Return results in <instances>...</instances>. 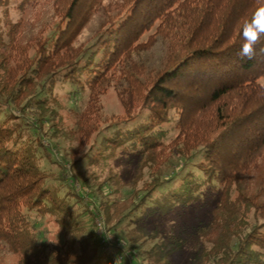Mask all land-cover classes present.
<instances>
[{"label": "trees", "instance_id": "1", "mask_svg": "<svg viewBox=\"0 0 264 264\" xmlns=\"http://www.w3.org/2000/svg\"><path fill=\"white\" fill-rule=\"evenodd\" d=\"M12 1L38 0H0V245L17 264H170L184 246L187 264H264V172L255 194L244 190L264 157V54L238 55L257 0H52L51 26L31 41L8 19ZM98 11L91 43L76 45ZM157 38L164 57L146 72L132 56ZM111 83L123 112L105 116ZM64 88L70 108L55 94ZM44 137L71 143L60 161ZM117 159L133 164L129 181ZM60 162L62 196V179L45 169ZM80 203L85 213L73 209ZM196 210L160 241L143 225ZM46 215L60 233L51 244L33 223ZM86 216L102 222L98 239Z\"/></svg>", "mask_w": 264, "mask_h": 264}, {"label": "rangeland", "instance_id": "2", "mask_svg": "<svg viewBox=\"0 0 264 264\" xmlns=\"http://www.w3.org/2000/svg\"><path fill=\"white\" fill-rule=\"evenodd\" d=\"M51 2L52 0H38L31 7L20 8L18 2H10L7 7V15L9 21L12 23H18L22 29V37L26 41H31L35 36L39 35L41 30L44 29L46 32L47 24L48 27L51 26L52 22V9H51ZM2 12L0 13V16ZM103 22V16L101 11L95 13L89 23L86 25L80 36L76 41V45H88L91 43L93 37L95 36L96 32L98 31L101 23ZM49 33V31H48ZM148 35L144 36L141 41L145 42ZM165 53V42L161 38H157L155 44L146 51L139 52L138 54H134L132 56V60L136 63L144 67L146 72H152L158 69L161 65L162 59ZM119 88L118 84H110L107 88L106 92L103 96H101V105L102 111L105 116L111 115H121L122 114V107L117 99L116 90ZM67 88L56 90L55 94L60 100V103L63 106L71 107L69 101L66 97ZM86 96H83L82 99L80 98L78 104L79 111L85 104ZM61 114L64 118V128L67 130L73 129V118L70 116V113L67 111H62ZM171 136L170 138H172ZM45 146L49 147L50 149L54 148L53 152L57 156V160H61L62 154L68 151L69 146L71 143L67 140H63L61 138L55 139L50 137H44L42 142ZM58 148L57 150H55ZM41 163H46L44 159H41ZM60 164H62L60 162ZM120 171V176L126 181H129L133 174H134V167L133 164H130L126 160L117 159L115 163ZM63 167H58L56 164H49L47 168H45L48 172L52 173L55 177L62 179L61 185L62 189L60 191V196H62L66 190V184H69V179H67V172H65L66 164H62ZM75 175L78 177V173L73 171ZM264 172V157L260 159L255 165L251 167L249 170L245 181H244V190H246L250 194H255L257 184L259 183L260 179L262 178ZM82 178H78V181L75 183L76 189L82 190L85 186L81 185L83 182ZM60 182V181H57ZM55 184V183H54ZM128 189H125L126 191ZM123 191V192H124ZM126 191L125 193H127ZM81 193V192H80ZM89 198V197H88ZM121 198V197H118ZM73 198H69L70 202L72 203ZM90 199V198H89ZM90 200H86V204H89ZM74 205V204H73ZM73 209L77 213H85L88 208L85 204L80 203L79 205L73 206ZM200 214L199 211H192V212H179L176 211L167 217H154L152 219L145 220L146 228L151 229L155 228L158 230V237L159 241L162 238L167 236V231L174 227H181V222L186 224H191L194 221V217ZM99 217V216H98ZM84 221L85 233H92L94 238L98 239L96 234L95 223L97 218H89L88 216L82 218ZM33 223L35 224V228L37 231L38 239L39 240H46L48 244L51 242H57L60 238L59 228L57 224L53 221V219L46 215L45 217H35L33 219ZM111 235V233H110ZM114 235L117 237L124 238L122 234L115 231ZM191 247L184 246L179 251H176L170 258V264H187L189 258L191 257ZM18 258L16 255L7 251V249L0 245V264H17Z\"/></svg>", "mask_w": 264, "mask_h": 264}, {"label": "clouds", "instance_id": "3", "mask_svg": "<svg viewBox=\"0 0 264 264\" xmlns=\"http://www.w3.org/2000/svg\"><path fill=\"white\" fill-rule=\"evenodd\" d=\"M260 5L250 20H245L240 28L242 44L238 55L241 58L252 59L257 52L264 54L261 45L264 38V0H257Z\"/></svg>", "mask_w": 264, "mask_h": 264}, {"label": "built area", "instance_id": "4", "mask_svg": "<svg viewBox=\"0 0 264 264\" xmlns=\"http://www.w3.org/2000/svg\"><path fill=\"white\" fill-rule=\"evenodd\" d=\"M95 224H96L97 229H98L97 234H98L99 236H101V234H102V232H103V224H102V222L100 221V219H97Z\"/></svg>", "mask_w": 264, "mask_h": 264}]
</instances>
